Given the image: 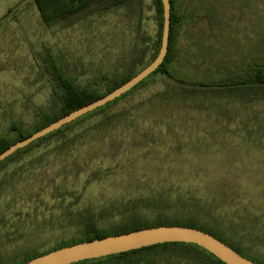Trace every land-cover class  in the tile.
<instances>
[{
    "label": "rangeland",
    "instance_id": "1",
    "mask_svg": "<svg viewBox=\"0 0 264 264\" xmlns=\"http://www.w3.org/2000/svg\"><path fill=\"white\" fill-rule=\"evenodd\" d=\"M214 2L218 17L228 19L224 32L229 36L225 44L213 35L207 43L218 49L225 46L229 54L238 42L246 51L264 45V0ZM142 7L140 17L134 3L48 25L36 0H0V136L17 138L10 132L12 124L23 132L33 129L36 111L48 106L51 78L41 69L47 55L67 75L87 85L103 75L124 72L140 45L146 54L144 66L137 69L142 70L154 55L158 35L155 0H143ZM202 37L198 27H185L183 48ZM186 66L182 59L177 64L180 70ZM188 72L194 75V70ZM162 89L160 81L152 82L135 97ZM256 107L264 111V102ZM235 111L246 118L247 109ZM212 117L202 114L198 124H182L178 138L166 135L160 141L162 153L154 155L156 161L139 160L123 167L127 158L113 154L110 141L96 136L77 145L72 154L63 151L44 158L36 153L8 163L0 171V264H18L27 255L80 237V223L74 220L80 213H95L173 185L185 199L199 200L211 227L232 233L236 240L243 238L252 247L250 252L264 259V129L250 132L241 121L218 124ZM133 139L134 134L127 133L124 144L128 147ZM175 140L182 149L167 154ZM116 164L121 165L118 171L107 172ZM97 170L102 177L92 178ZM142 216L148 218L145 222L156 219L151 211ZM126 217L120 213L106 217L98 228L115 230L124 226Z\"/></svg>",
    "mask_w": 264,
    "mask_h": 264
},
{
    "label": "trees",
    "instance_id": "2",
    "mask_svg": "<svg viewBox=\"0 0 264 264\" xmlns=\"http://www.w3.org/2000/svg\"><path fill=\"white\" fill-rule=\"evenodd\" d=\"M142 1L36 0V3L43 20L51 25L53 20L64 21L68 16L70 22L73 16L88 18L114 8L130 7L134 3L139 6L137 11L140 17ZM155 3L158 35L153 48L154 55L142 70L137 69L144 66L146 54L145 50L140 49V45L136 46V57L125 64L124 72L103 75L99 80L101 82L95 81L87 85H81L76 78L67 75L52 56H45L41 69L50 76L52 84L48 106L36 111L35 125L31 130L23 132L17 124H12L10 132L17 133L18 137L11 139L0 136V154L75 110L104 98L149 66L160 51L164 24L162 2L155 0ZM170 3L168 52L161 66L152 75L115 101L18 150L0 163V171L18 157L34 156L37 153L46 158L53 153L59 155L63 151L72 154L77 145L96 136L104 141H110L113 154L117 155L120 152L127 158L128 162L124 163L123 167L132 166L139 160L156 161L158 159L154 155L159 156L162 153V149L159 148L160 141H164L166 135L178 138V127L182 124H198L202 114L211 117L215 114L218 118L216 120L212 117L215 120L212 122L218 124L231 120L241 121L244 125L250 126V132L254 128L264 129V111L256 107L263 106L264 102V56H262L264 45L246 51L238 42L232 54L228 53L225 46L214 48V45L207 43L209 37L213 35L225 44L229 36L224 32L229 24L228 19L226 16L218 17L214 0H170ZM190 25L201 29L204 37L191 40L185 50L182 36L185 27ZM181 59L187 65L183 68L184 71L177 68ZM190 69L194 70V75L189 74ZM157 81L162 83V90L151 91L147 96L135 97L136 92ZM236 107L248 110L245 114L246 118L242 119L243 115L235 111ZM129 132L134 134V139L127 147L124 142ZM142 147H146L147 150H142ZM181 149L180 141L175 140L174 145L169 150L166 149V152L176 154ZM116 166L115 169H111L113 166H108L107 172L118 171L121 165L116 164ZM100 172L97 170L92 178L94 176L101 178ZM162 188L164 189L161 191L151 190L140 193L133 200L125 201L118 206L106 207L95 213L88 210L84 214H78L74 220L80 223L82 229L80 237L68 243L58 244L51 250L27 255L18 264L27 263L55 250L79 243L162 226H182L201 230L219 239L252 262L264 264L261 256L250 252L252 247L244 243L243 238L240 241L236 240L232 233L227 234L211 227L207 219L202 216L203 207H200L198 199L193 196L185 199L184 194L174 185ZM144 211H151L156 219L153 222H145L149 220L142 216ZM118 213L127 216L122 222L124 226L115 230H99L98 223L101 220ZM206 216L210 218L209 215ZM75 264L225 263L197 245L166 243Z\"/></svg>",
    "mask_w": 264,
    "mask_h": 264
},
{
    "label": "water",
    "instance_id": "3",
    "mask_svg": "<svg viewBox=\"0 0 264 264\" xmlns=\"http://www.w3.org/2000/svg\"><path fill=\"white\" fill-rule=\"evenodd\" d=\"M161 2L163 5L164 24L161 48L156 59L143 71L138 73L133 79L104 98L75 110L71 114L38 131L32 136L12 145L9 149L0 154V163L12 156L18 150L28 147L33 142L58 131L63 126H66L78 120L79 118L115 101L152 75L163 63L168 52L169 44L171 3L170 0H161ZM166 243H185L197 245L225 264H257L240 255L214 236L195 228L182 226L153 227L128 234L110 236L103 239L83 242L55 250L49 254L42 255L24 264H75L82 261L120 255L129 251Z\"/></svg>",
    "mask_w": 264,
    "mask_h": 264
}]
</instances>
